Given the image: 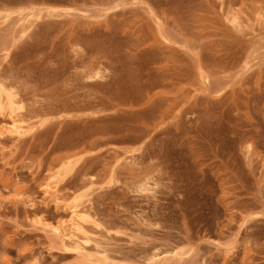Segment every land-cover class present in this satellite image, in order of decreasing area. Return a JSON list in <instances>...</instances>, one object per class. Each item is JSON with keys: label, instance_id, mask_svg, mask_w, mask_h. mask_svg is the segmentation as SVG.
Masks as SVG:
<instances>
[{"label": "rangeland", "instance_id": "1", "mask_svg": "<svg viewBox=\"0 0 264 264\" xmlns=\"http://www.w3.org/2000/svg\"><path fill=\"white\" fill-rule=\"evenodd\" d=\"M0 264H264V0H0Z\"/></svg>", "mask_w": 264, "mask_h": 264}, {"label": "bare ground", "instance_id": "2", "mask_svg": "<svg viewBox=\"0 0 264 264\" xmlns=\"http://www.w3.org/2000/svg\"><path fill=\"white\" fill-rule=\"evenodd\" d=\"M20 130H22L21 127L14 126V131H15L16 135H19V136L21 135ZM50 187L51 186H49L48 189L46 188V190H45L46 193H49V191L51 189ZM54 194H55V192H54ZM56 195H57V193H56ZM58 198L60 199V197L55 196V200H57ZM63 210H65L66 214L67 213L69 214V217L66 220L64 219V220H61V222L59 221V223H57L53 229L51 228V227H53L52 225H51V227L49 226V230H51V229L52 230H51V232L50 231H48V232L52 233L51 235H53L55 238L59 239L62 242L71 241V242L76 243L77 246H79V247L85 245L87 242L85 239L86 235H87V231H86L87 226L85 224L86 221L84 219L83 214L85 213V211L87 209L85 208V210H84L83 207H79L78 205H75V204L74 205L70 204V205H64ZM156 256H155V258H156ZM165 260H167V259L164 258L163 261H165ZM163 261H160V263Z\"/></svg>", "mask_w": 264, "mask_h": 264}]
</instances>
